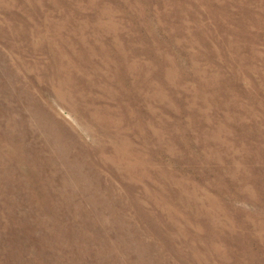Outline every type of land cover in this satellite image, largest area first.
I'll use <instances>...</instances> for the list:
<instances>
[{
	"label": "rangeland",
	"instance_id": "rangeland-1",
	"mask_svg": "<svg viewBox=\"0 0 264 264\" xmlns=\"http://www.w3.org/2000/svg\"><path fill=\"white\" fill-rule=\"evenodd\" d=\"M0 264H264V0H0Z\"/></svg>",
	"mask_w": 264,
	"mask_h": 264
}]
</instances>
